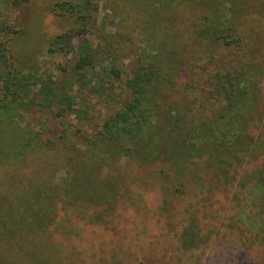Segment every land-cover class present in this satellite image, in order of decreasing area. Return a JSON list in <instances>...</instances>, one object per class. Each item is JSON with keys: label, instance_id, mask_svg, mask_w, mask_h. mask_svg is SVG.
Returning <instances> with one entry per match:
<instances>
[{"label": "rangeland", "instance_id": "374dc122", "mask_svg": "<svg viewBox=\"0 0 264 264\" xmlns=\"http://www.w3.org/2000/svg\"><path fill=\"white\" fill-rule=\"evenodd\" d=\"M105 1L31 0L17 12H9V19L16 18L13 24L20 30L10 42L15 66L34 72L40 83L46 84L48 79L57 83L82 55L80 40L88 41L97 52L110 50L111 41L115 47L111 61L124 79L135 58L138 30L135 24L123 29L110 16ZM69 3L88 11L67 12ZM244 20H249L253 34L242 48H210L209 59L196 60L186 48L185 59L191 65L177 78L179 86H199L211 72L223 67H230L234 74L239 70L244 79L249 73L256 76L238 113L209 105L201 116L193 106L194 117L209 126L218 122L222 130L225 153L217 165H206L203 170L207 158L194 159L185 170V174L193 173L192 181L185 184L170 172L160 175L157 168H140L129 158L111 155L110 166L99 165L97 174L103 177L111 169L124 178L118 186L130 190L133 203L121 200L114 217L106 218L107 224H90L68 215L58 203L50 222L38 219L34 226L24 223L27 220L6 219L0 223V264H264V13L253 12ZM184 30L188 28H182L181 37L188 40ZM63 34L74 37L66 43L69 52L50 51L53 37ZM103 60L104 56L97 60L95 73L87 76L93 86L104 87L103 95L86 90L79 94V87L74 86L69 92L73 95L71 108L38 96L27 112L18 111L21 117L15 123L0 121V153L13 151L24 140L35 144L33 152L0 157V214L8 208L9 212L18 209L20 193L36 191L39 186L34 187L33 179L52 183L66 177L68 160L50 151L46 140L56 141L58 148L68 142L75 145L76 151L69 154L76 158L70 163L78 157V162L89 161L86 150L78 146L80 135L92 134L122 99L121 94L118 102L117 81L95 78L107 67ZM108 94L115 96L108 100ZM201 95L189 92L177 94L175 99L180 108L184 100H198ZM44 210L43 205L40 214ZM187 232L185 242L182 236Z\"/></svg>", "mask_w": 264, "mask_h": 264}, {"label": "trees", "instance_id": "16d2710c", "mask_svg": "<svg viewBox=\"0 0 264 264\" xmlns=\"http://www.w3.org/2000/svg\"><path fill=\"white\" fill-rule=\"evenodd\" d=\"M30 1L0 0V121L15 123L21 117L18 111L27 112L38 96L71 108L73 95L69 92L74 86L79 87V94L86 90L91 95H103L105 89L102 85L95 87L91 80H87L88 75L95 73L97 60H102V56L107 67L100 69L95 78L111 77L117 81L121 92L118 102L121 94L122 99L118 109L107 116L92 134L80 135L82 141L78 146L82 151L86 150L88 162H78V157L77 161L70 163L76 158L75 154H69L77 148L72 143L58 148L56 141L46 140L48 142L44 144L50 151L54 150L58 156L68 160L66 177L52 183L33 179L34 187H39L34 193L17 195L18 209L9 212L8 208L1 213L0 223L10 218L27 220L24 223L34 226L44 218L50 222L58 203L68 215L90 224H107L106 218L114 217L121 200L134 202L127 187L119 188L124 178H119L114 170L109 169L103 177L97 174L99 165L107 168L114 156L129 158L140 168H157L160 175L170 172L178 180L184 179L185 184L192 181L189 177L193 173L185 174V170L194 159L207 158L203 162V170L206 165L209 168L217 165L225 153L220 139L222 130L218 122L209 126L194 117L193 106L198 107L203 114L201 116L209 105L238 113L245 106L244 98L254 86L251 82L256 76L249 73L244 79L239 70L234 74L230 67H223L211 72L199 86L191 83L179 86L177 78L187 65H191L185 59L186 48L192 50L190 56L195 60L209 59L210 48H242L244 41L253 34L252 25L244 18L253 12L264 13V0H106L114 21L122 24L123 29L135 24L138 30L130 73L121 78L120 68L111 61V50L115 48L111 41L110 50L97 52L88 41L80 40L78 49L82 55L69 73L65 71L67 74L57 83L48 79L46 84L40 83L34 72L26 73L28 68H17L10 55V42L20 30L13 24L16 18L9 19V12H17ZM69 8L67 12L88 11L85 8L82 11L81 5L75 9L73 3H69ZM183 27L188 28L184 30L188 40L181 37ZM72 39L74 37L67 34L57 35L50 41L49 50L69 52L66 43ZM249 66L253 69L252 64ZM36 87L35 93L33 89ZM189 92L202 95L198 100H184L179 108L175 96ZM108 96L107 99L111 100L115 95ZM224 123L228 124V121ZM34 148L33 140H24L13 151H2L0 157L4 159L5 154L20 156L35 151ZM9 205L12 206L7 204V207ZM43 205L45 210L40 214ZM185 236L189 233L182 238ZM184 239L186 242L189 237Z\"/></svg>", "mask_w": 264, "mask_h": 264}]
</instances>
